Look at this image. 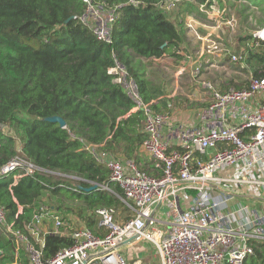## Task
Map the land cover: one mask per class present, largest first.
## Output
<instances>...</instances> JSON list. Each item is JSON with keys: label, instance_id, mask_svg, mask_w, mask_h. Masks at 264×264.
Returning a JSON list of instances; mask_svg holds the SVG:
<instances>
[{"label": "trees", "instance_id": "16d2710c", "mask_svg": "<svg viewBox=\"0 0 264 264\" xmlns=\"http://www.w3.org/2000/svg\"><path fill=\"white\" fill-rule=\"evenodd\" d=\"M89 1L104 8L117 7L110 43L98 40L91 26L81 20L88 11L84 0H0V168L23 158L41 169L16 183L14 176L20 171L0 178V208L6 215L0 223V264H30L29 245L39 248L31 234L33 216L47 195L82 202L93 214L76 211L79 227L95 235L107 233L98 228L94 214L98 209L124 208V195L110 182L107 165L86 147L98 146L106 156L139 166L147 137L145 113L132 111L136 103L109 69L116 61L121 63L137 83L141 100L149 104L160 96V90L147 79V68L165 55L181 59L178 52L186 42V19L206 20L200 5L236 6L233 0H180L165 10L160 4L172 0ZM247 1L263 8L264 14V0ZM249 10L242 5L235 13L242 34L237 38L238 49L242 48L238 63L253 77H264V41L245 30L249 18L255 16L251 10L247 15ZM163 99L161 105L151 107L165 112V106L169 113L173 99ZM55 116L66 122L65 128L45 121ZM5 126L14 133H5ZM95 184L99 189L93 192L79 189ZM108 184L112 191L100 189ZM62 222L65 233L75 227L68 217ZM8 226L27 238L29 245L17 244ZM38 234L44 239L43 259L73 245L65 234ZM245 264H264V243H257Z\"/></svg>", "mask_w": 264, "mask_h": 264}, {"label": "built area", "instance_id": "2783aa9c", "mask_svg": "<svg viewBox=\"0 0 264 264\" xmlns=\"http://www.w3.org/2000/svg\"><path fill=\"white\" fill-rule=\"evenodd\" d=\"M84 1L88 11L81 20L91 26L98 40L110 43L117 7L104 8ZM178 1L160 6L168 10ZM215 8L200 5V11L217 17V29L225 25L234 30L235 15L220 9L215 14ZM186 27L204 42L202 56L241 60V53H231L220 37H200L194 18L186 21ZM254 36L264 41V26ZM201 70L202 63L195 62L197 77ZM108 73L116 76L115 82L136 103L132 111L145 113L147 137L141 151L151 158L155 174L133 161L106 156L98 146H87L86 150L107 165L110 182L123 191L122 202L134 216L118 223L114 209H98V228L106 231L105 235H95L87 228H72L65 233L61 230L62 218L42 206L33 216L31 231L39 248L30 246L27 238L8 226L17 244L23 241L29 245L30 264H143L130 253L127 258L122 255V250L141 242L153 244L160 264H245L254 255L257 243H264V77H252L248 87L225 92L212 82L197 81L211 99L197 122L188 123L153 110L151 105L157 101L143 102L137 83L121 63L116 61ZM17 171L20 173L14 176L15 183L41 169L32 161L15 158L0 168V178ZM100 189L110 192L112 186L101 185ZM45 218L51 219L55 228L41 231L65 234L73 240L72 246L50 259H43L44 239L38 234ZM5 221L0 208V223Z\"/></svg>", "mask_w": 264, "mask_h": 264}, {"label": "rangeland", "instance_id": "374dc122", "mask_svg": "<svg viewBox=\"0 0 264 264\" xmlns=\"http://www.w3.org/2000/svg\"><path fill=\"white\" fill-rule=\"evenodd\" d=\"M235 1L236 10L241 9L242 5L248 6L251 4L249 1L247 2L246 0ZM257 7L258 12L262 11L263 8H261L260 6ZM250 9L253 12V15L255 16H253L254 21L252 23L250 22L251 24H249V27H251V29L257 33L264 26V14L262 12L255 14L254 12H257V10L254 7H251ZM229 11L231 12L230 14H234L232 9ZM240 35L242 34L239 33L238 27L236 26L234 30L228 28L226 34L222 36V38L224 39L223 43L228 47L230 51L238 49V46L236 45V39ZM190 39L192 41L188 40V37L186 36V42L185 44H183V49L188 54L191 53L189 57L198 58L199 56L197 55V53L193 51V47H196L198 45H195L193 43L195 39L193 36H190ZM204 56H206L204 57V62L206 64H202L200 77H197V75L193 71L194 69H192V72H181L180 76H177L176 70L177 67L180 66V62L182 61L179 62L177 60L170 59L164 64L162 63L161 65H159L160 67L158 69L155 68L154 65H152V70H154V72L150 74L151 82L153 83L154 87L157 88V90L164 89L165 93L168 94V97L171 96L170 99H180L179 106L185 108L186 106H190V104L185 103L186 99H194V97H199L200 95L206 96V91L197 84V81L199 80H206L212 82L217 87V89L225 92L230 89L239 90L246 87L249 84L250 79L253 77V75H250L248 71L244 70V64L241 65L240 63H238L239 61L231 62L228 56L222 58L207 54ZM157 94H160V92L157 91ZM163 100L164 99L161 100V103ZM191 105L195 107V103ZM162 110L167 112L165 110V106H163ZM170 114L174 115L172 113ZM178 119L183 120L181 118ZM3 131L7 134L14 133L9 127L6 126L3 127ZM43 202V206L51 207L52 211L55 214L59 215L60 218L68 217L69 219H71L73 221V225L75 226L74 228H81V226L79 227L78 225L79 223L77 221L78 216L76 214V211L82 209L84 212L89 213V215H91L92 213L91 210L89 211V209H86L83 206L82 202L75 200H68L65 198L58 199L53 196L49 197V195H47L44 198ZM114 211V220L118 223L126 222L134 216V212L126 206L124 208L120 207L118 209H114ZM94 218L96 219V221L100 220L96 213L94 214ZM43 225L44 227L48 226V228H50L51 230L55 228L54 222L49 218H45L43 220ZM41 229H43V227H38L39 231H41ZM129 253L133 258L142 260L143 264H160V259L157 254L156 248L150 242H141L138 243L136 246H133V248L122 250V255L126 258L129 257ZM128 264H132V262L129 261Z\"/></svg>", "mask_w": 264, "mask_h": 264}, {"label": "crops", "instance_id": "0c3cea01", "mask_svg": "<svg viewBox=\"0 0 264 264\" xmlns=\"http://www.w3.org/2000/svg\"><path fill=\"white\" fill-rule=\"evenodd\" d=\"M233 1L236 2L235 0H233ZM214 6L216 7L215 10H214L215 14H217V11H219V9H220V11L227 10V9H221V7L219 6V4L217 2H214ZM247 7L248 8H251V7L256 8L257 12H254L255 14L256 13L258 14V13L261 12V11L258 12V7L257 6H254V5L250 4ZM234 9H232V10H233L234 15H235L236 9H235V11H234ZM229 10H231V9L229 8ZM250 10L246 12L247 15L250 14ZM252 14H253V12H252ZM190 18H194V20L196 21L197 33H199L200 37L213 36V37H221L222 38V36H224L226 34L227 29L229 28V27L227 28V26L224 25V26H222V27L217 29L215 27L216 24H217V22H216L217 17L216 16H209L207 14V19L208 20L207 19L206 20L205 19H198V18H195L194 16H190L189 18L186 19V21L188 19H190ZM250 20H252V21H250ZM186 21H185V27H186ZM253 21H254V17L252 16V17L249 18V20H248V22L246 24L247 28L249 27V24H251ZM236 24H237V21H236ZM238 24H239V20H238ZM263 24H264V22H263ZM247 28H245L246 31H252V35H256V32H254L252 29L250 30L249 28H248L249 29L248 30ZM193 33H195V32H190V31L186 30V36L188 37V40H191L190 36L191 37L193 36L195 38L193 43L195 45H198V46L193 47V51L196 52L199 57L198 58L189 57L191 55V53L188 54L184 50L178 52V54L182 55V56L180 55L182 60L181 59H175L174 57H171L170 55H165L163 58H160V59L152 62V64L148 66L147 71H146V76H147V79L149 80L150 83H152L150 74L152 72H154V70H152V65H154V67L158 69L160 67L159 65H161L162 63L164 64L166 61H168L170 59L177 60L179 62L182 61V62H180V66H178L177 70H176L177 76H180L182 70L183 71L192 72V69H194L195 62L200 61L202 64H206L204 62V57H206V56H202V53H203V50H204V42L199 37H196ZM221 38H220V40L223 41L224 39L223 38L221 39ZM236 45L239 47L237 39H236ZM241 50H242V48L241 49L239 48V49H235L234 51L231 50L230 52L234 53V54H239V53H241ZM145 62H147V61H145ZM159 90H160V92L162 91V93L164 92V94H162V95L159 94L161 96L157 97L155 99V101H157L156 104L159 103L161 105V100L163 98L170 99L171 96L168 97V94L165 93L164 89L163 90L159 89ZM205 94H206V96L200 95L199 97H194V99H192V98H188V100L186 99L185 103L190 104V106H186L185 108H182V106L181 107L180 106H176V100L178 98H173V103L169 102V107H171L170 113L174 114L175 116L174 115L173 116L175 118H177V119L178 118L183 119V120L178 119L180 122H188V123L197 122V119H198L200 113L207 107V105H209V102H210V99H211L210 95L208 93H205ZM179 100L180 99H178V101ZM194 103H195V107L193 105H191V104H194ZM164 134H165L164 136L167 138L168 131L167 130L164 131ZM171 143L172 144H177V140L171 139ZM141 155H142V162L139 163V167L141 169H145V171H147L149 173L155 174V170L153 168V164H152L151 158L148 155H146L145 153H143L142 151H141ZM144 158H146V159L148 158V159L146 160ZM47 227H44L43 231H46L45 228H47ZM48 229H50V228H48Z\"/></svg>", "mask_w": 264, "mask_h": 264}, {"label": "water", "instance_id": "95a60500", "mask_svg": "<svg viewBox=\"0 0 264 264\" xmlns=\"http://www.w3.org/2000/svg\"><path fill=\"white\" fill-rule=\"evenodd\" d=\"M45 121L52 122V123H58L60 125V127H62V128L66 127V122L60 117H56V116L55 117H49V118H46ZM79 189L83 190L86 193H89V192H93L95 190H98L99 185L95 184L90 188H83V187L79 186Z\"/></svg>", "mask_w": 264, "mask_h": 264}]
</instances>
